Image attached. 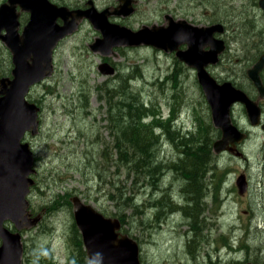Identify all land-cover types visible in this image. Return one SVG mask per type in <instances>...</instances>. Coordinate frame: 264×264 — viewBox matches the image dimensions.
<instances>
[{"label":"rangeland","instance_id":"obj_1","mask_svg":"<svg viewBox=\"0 0 264 264\" xmlns=\"http://www.w3.org/2000/svg\"><path fill=\"white\" fill-rule=\"evenodd\" d=\"M83 1L68 0V4L71 6ZM117 1L97 0V5L103 8ZM137 1L136 13L122 23L133 29L144 24L161 23L163 1ZM217 3L208 4L204 13L221 18L224 14L222 8L230 5H221L220 10H216ZM202 11L199 7L198 22L204 21ZM114 17L112 19L115 21ZM236 19L238 22V17ZM99 36L100 29L89 19H82L79 29L61 40L56 47L53 73L35 84L30 91V100L36 102L41 111L38 132L33 134L28 131L25 137L34 151V166L37 169L32 176L34 186H37H32L28 200L32 215L42 214V218L35 226L22 230L23 264L67 262L73 253L71 236L72 226L76 223L71 201L73 195H79L106 215L120 218L114 213L118 212L117 203L123 206L122 210L126 209L121 202V193L131 188L133 178L124 172L120 178L116 174L115 179L111 178L105 183V175L101 177L104 171L114 170L116 160V156L110 155L106 148V145H112V138L105 127V116L110 114L104 113L112 104L106 99V89H112L113 83L121 85L119 88L123 92L134 86L146 103L158 105L160 112L157 116L164 123L178 114L180 117L175 126L181 125L186 131L196 127V119L200 116L202 124L207 121L217 128L194 68L183 62L182 69L179 68V84L171 85L167 81L161 87V80H165L166 74L181 66L175 61L177 56L174 51L146 44L120 45L115 47V54L105 56L90 46ZM235 46L239 47L237 43ZM238 53L239 50L233 52L232 60ZM224 57V63L212 64L209 69L215 76L226 79L227 68L232 63L226 62L227 53ZM104 61L116 67V74L108 75L100 71L99 64ZM12 66L11 52L0 39V71L6 69L10 73ZM130 67L138 68L143 76L132 75ZM119 77L121 81L127 80L128 84L124 85L125 81L121 84ZM104 83L108 86L101 88ZM177 93H181L184 105L179 108V113H171L175 112L170 104ZM118 108L123 114L125 108ZM118 114L115 113V117ZM152 118L149 116L146 120ZM207 131L213 136L212 128ZM214 138L218 139L220 135ZM260 142H264L263 132L257 137L251 135L241 145L245 149L246 159L228 152L215 153L217 157L206 167L208 175L200 186L207 192L201 204L206 210L193 218L172 209L173 204L162 215L151 209L154 208L151 205H159L162 201L166 203L168 195L178 204V209L184 210L181 190L188 179L182 172L169 166L180 157V151L173 145L175 142L152 141L154 148L151 152L156 154L154 164L163 167L162 174L159 178H151L153 183L142 178V188L140 183L135 186L133 204L138 206L134 210L130 205L126 210L129 223L122 227L123 232L138 240L143 264H232L247 260L264 264V157H261L264 151H259ZM108 158L112 159V163L107 162ZM242 173L249 181L244 194L239 192L237 185V177ZM118 179L121 180L120 190L117 188L120 185ZM197 205L199 207L200 204L192 202L187 208L197 212ZM6 225L14 228L12 221ZM123 228H127L128 232Z\"/></svg>","mask_w":264,"mask_h":264},{"label":"water","instance_id":"obj_2","mask_svg":"<svg viewBox=\"0 0 264 264\" xmlns=\"http://www.w3.org/2000/svg\"><path fill=\"white\" fill-rule=\"evenodd\" d=\"M19 4L30 11V20L20 32ZM121 9L96 7L70 9L49 0H7L0 5V39L13 54V76L0 77V264H23L24 245L21 230L35 225L38 216H31L28 209L30 186L34 183V151L25 135L37 133L40 125V106L28 98L31 86L43 80L54 70L53 49L60 38L75 31L78 20L84 15L100 29L90 46L103 55L114 53L118 45L142 43L176 52V56L197 71L198 81L206 95L214 124L222 131L213 146L216 152L234 150L246 134L231 118V106L235 102L246 104L255 117L259 111L246 92L231 81L220 82L210 72L208 65L220 59L225 49L224 39L215 36L223 25H195L187 19L171 18L168 25H143L132 29L110 20V14H130L134 6L131 0H123ZM58 17L64 23L58 22ZM5 30V31H3ZM186 43V48L180 47ZM209 45L208 48H205ZM264 59L249 69V74L259 85L257 73ZM104 74H113L115 67L104 61L99 64ZM251 115V114H250ZM254 123H256V120ZM240 191L248 187L245 174L237 178ZM74 217L82 234L91 264H143L138 240L124 233L119 217L106 215L79 195L71 197ZM11 220L15 230L6 225ZM233 264H259L255 262Z\"/></svg>","mask_w":264,"mask_h":264},{"label":"trees","instance_id":"obj_3","mask_svg":"<svg viewBox=\"0 0 264 264\" xmlns=\"http://www.w3.org/2000/svg\"><path fill=\"white\" fill-rule=\"evenodd\" d=\"M175 61L178 63L177 65L181 66H177L176 71H169L166 74L165 80H161L163 82L161 87H163V84L167 81H169L171 85L179 84V70L182 69L184 64L178 58ZM130 68L131 69L129 72L131 71L132 75L136 74L140 77L143 76L142 73H139L138 68ZM5 74H9L8 70L4 69L0 71V75ZM119 79L120 77L118 80ZM133 79L134 76L131 78V80ZM124 81H121L120 79L121 84L124 82V85H127L128 81ZM117 85L118 84L113 83L114 87L112 89H106V93L108 95L106 96V99H109V103L112 101V104L107 108L106 111H104V113L110 114L109 116H105V127L112 138V145L108 144L106 145V148L109 149L110 155L116 156L114 163L115 166L113 171H104L103 174H101V177L103 178L105 175L104 180L105 183H107L109 179H115L116 174L118 175V178H120L121 175L126 172L128 177L133 178V184L130 189L122 190L121 202L126 209L122 210L123 206H120L119 203H117L118 212L115 211V215H120L122 225H124V227L127 223H129L127 220L128 214L126 210L129 209L130 205L134 210H136L138 206L133 204L136 196V192L134 191L135 186L137 184L139 185L140 183V188H142L145 180L153 183L151 178H159L162 174L161 172L163 167L161 168V165L154 164L156 154H154L155 152H151L154 148L153 145H151L152 141L168 140L172 143L173 141L175 142L173 145L177 147L178 151H180L179 160L181 159L180 161L178 160L170 163L169 166L175 171L182 172L185 177L188 178L184 183L183 190H181L182 197L184 198V210L180 208L178 209L176 207L178 204H175V201L172 200L168 195L167 197L169 200H167L166 203L165 201H162L159 205H151V207H154L151 209H155L156 212H158V215H162L164 214L163 212H166L170 209L169 205L173 204L174 206H172V209L183 212L185 217L194 216L193 218H197L200 212L206 210V208L201 207V204L207 192L203 191V189H200V186H202L201 182H204L206 175H208V172H205L206 167L210 161H214V159L217 157L213 150V142L216 139L214 137L220 134L219 129L214 128L213 125L207 121L202 124L200 116H198L196 119V127L193 129L190 127L186 131L181 125H176L177 127L175 126L176 117L178 114L174 115L170 120L167 121V123H164V120L157 116V113L160 112L158 105H154V103H146L145 99L141 97L140 92L134 89V86L131 87V90L123 92L121 88H119L121 85ZM107 86L108 85L104 83L101 84L100 87L105 88ZM183 105L184 99L181 93H177L170 104V107L175 110V112L171 113H179V108H181ZM118 107L125 108L123 114L119 112ZM114 112L119 113L117 117H115ZM149 116H153L154 119L152 118L153 120L151 119L147 121L146 119ZM115 120L117 121V125L115 124ZM211 128L213 129V136H211L207 131V129L210 130ZM181 153L186 158H184ZM107 162L112 163V159L108 158ZM142 178L144 181H141ZM111 182H113V180H111ZM118 182L120 185H117V188L120 190L122 188L121 180L118 179ZM36 186L37 184L34 187ZM192 202H197L200 204L199 207L198 205L196 207L197 212L187 208V206ZM132 214L135 213L132 212ZM193 225L191 224V226ZM123 230L128 232L127 228H123ZM192 231L193 229L191 232ZM200 236L204 237L203 234H200ZM71 246L73 253H71L69 259L64 264H90L81 232L76 223H74L72 226ZM189 246H191V244ZM195 247L196 246L194 245V249ZM51 255L52 253L50 252L49 256ZM40 264L45 263L42 262Z\"/></svg>","mask_w":264,"mask_h":264},{"label":"flooded vegetation","instance_id":"obj_4","mask_svg":"<svg viewBox=\"0 0 264 264\" xmlns=\"http://www.w3.org/2000/svg\"><path fill=\"white\" fill-rule=\"evenodd\" d=\"M7 0H4L0 3V5ZM52 3H55L59 6H68L71 9H82L87 10L88 8L96 7L99 10H103L105 8H120V5L123 4V0H118L115 4L107 5L106 7L100 8L97 5V0H84L83 2H75V5H69L68 0H49ZM164 2V7L161 9L163 12L161 25H168L171 21V18L175 20L178 19H187L189 22L195 25H210L221 23L223 25L222 32H216L215 36H218L225 41L226 48L224 52L220 56V60L218 61V65L224 63V55L227 53L228 60L227 63H232L230 68L228 69V75L226 79L219 78L213 75L218 79V81H231L236 87L242 89L247 95L254 101L257 109L259 110L253 116V113L248 111L246 104L243 102H235L231 106V118L234 124L238 126V128L246 134L244 140L240 143H236L234 145V150H226L224 152L231 153L232 155L238 158H245V149L241 148V145L249 139L251 135L257 137L261 132L264 133V62L263 65L258 69L257 73L260 78V84L258 85L254 78L250 76L249 69L256 65L259 61L264 59V0H161ZM137 0H131L132 6H134L133 11L130 14H111L109 16L112 19V16H115L116 22H126L131 18L133 14L136 13V3ZM214 2H218L216 6V10H220L221 5L230 6L226 7L224 10V14L221 18H215V16L211 14H205L206 7L208 4H212ZM202 8L203 15L205 17L203 22H198L199 18H197L198 8ZM235 8L237 10H235ZM17 9L20 12L19 20L20 30L29 22L30 20V11L27 9H23L19 4H17ZM85 16V15H84ZM236 17H238V22ZM25 22H24V20ZM83 19H88L86 16ZM114 20V19H112ZM59 23H64V19L62 17H58ZM237 22V23H236ZM203 23V24H201ZM124 24V23H123ZM5 31V30H3ZM241 41V42H239ZM61 42V41H60ZM59 42V44H60ZM236 43L239 47H236ZM58 44V45H59ZM209 45H206L205 48H208ZM9 49V48H8ZM10 50V49H9ZM237 57L233 58V52H237ZM11 52V50H10ZM12 55V63H13V54ZM239 58V59H237ZM234 61V62H233ZM54 62V61H53ZM212 64L208 65V69ZM14 64L12 66V69ZM210 70V69H209ZM12 75V70L9 74H5L4 76ZM251 114V115H250ZM256 123H254V120ZM222 133L221 129L217 127ZM260 149L259 151H264V142L258 143ZM262 158L264 157L261 156ZM248 160V159H247Z\"/></svg>","mask_w":264,"mask_h":264},{"label":"bare ground","instance_id":"obj_5","mask_svg":"<svg viewBox=\"0 0 264 264\" xmlns=\"http://www.w3.org/2000/svg\"><path fill=\"white\" fill-rule=\"evenodd\" d=\"M115 67V66H114ZM115 74H116V67H115V72H114ZM180 78V77H179ZM184 128H186V127H184ZM246 137V136H245ZM216 140H217V138H216ZM216 140H214V142L216 141ZM244 140V139H243ZM242 140V141H243ZM241 141V142H242ZM214 142H213V144H214ZM223 151H221V152H216V151H214V153H216V154H219V153H222ZM215 160V159H214ZM222 161V160H221ZM218 163H219V161H218ZM132 181V180H131ZM119 184V183H118ZM151 215V214H150ZM189 225V224H188ZM191 232V231H190ZM250 261V260H249ZM246 262H248V261H246ZM238 263H244V262H238ZM233 264V263H232Z\"/></svg>","mask_w":264,"mask_h":264}]
</instances>
